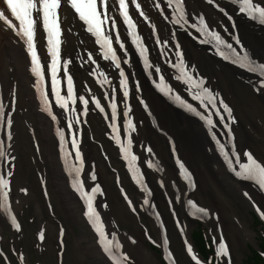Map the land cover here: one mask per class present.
Listing matches in <instances>:
<instances>
[{
    "label": "snow or ice",
    "instance_id": "snow-or-ice-1",
    "mask_svg": "<svg viewBox=\"0 0 264 264\" xmlns=\"http://www.w3.org/2000/svg\"><path fill=\"white\" fill-rule=\"evenodd\" d=\"M131 4L134 6L135 11L139 13L140 17H143L144 21L148 23L151 28L152 37H156V46L160 49V55L165 58V62L173 69L178 71V75L175 77L177 81H180L185 87L188 96L192 101L199 103V108L202 111H198L196 107H193L191 103H188L181 95L173 91V89L166 84L164 76L161 74V67L157 64L155 66V75L157 80H153V74L149 71L153 64L150 62L148 53L149 49L144 43L143 37L137 32V23L133 20L132 16L128 11V3L126 0H115V5H118V18L122 21L121 27L126 29L127 39L130 41L135 54L139 57V62L143 66L144 72L148 75V78L152 80L154 88L163 97L167 98L169 101L177 104L186 112L194 115L200 121H202L203 126L208 130L212 142L215 144V150L222 159L223 164L226 166L227 170L232 173L237 179L250 182L259 192L264 193V163L259 161L252 153L248 150L243 151V158L245 162H240V156L238 155L235 147L233 146V132L231 129V124L235 122V118L232 116V109L225 103L224 99L221 97L219 92L213 91L211 88L206 86L207 78L201 76L196 70V66H187L184 60V53L181 49V45L177 40L176 33H172L171 42L174 45V56L175 63L171 60H167V52L165 48L169 45L168 40L163 42L157 37L156 27L154 24L149 22V18L145 15L144 11L141 10L140 3L137 0H130ZM206 2L222 13L229 22L233 21L232 15L222 7L218 0H206ZM230 4L233 6L238 5V12L243 14L251 22L258 23L264 26V0L254 3L253 0H229ZM163 3L167 5V11L170 13L171 19L164 15L165 9H161L160 0L154 4L156 9H159V14L164 17V20L168 21L170 24L178 26V28L184 31L193 40L198 41L201 44H206L209 46L210 50L215 53V55L226 62H230L234 65L239 66L248 72L255 74L257 76V87L256 90H264V62L258 60L254 57V53L250 48H246L241 42L239 34L237 32L234 22L232 23V32H228L227 28L223 25V31L228 34L230 41L225 40L220 32H218L214 27L210 28L209 23L206 22L203 13L200 15H192L188 17L185 10V5L183 0H163ZM6 11L10 13L11 17L18 22L14 24L12 20L8 18L5 14V10H0V21H3L5 25L11 29L14 36L22 44L24 51L26 52L27 58L29 60L28 71L35 78V83L33 88L37 94L40 102V109L42 112L47 113L51 118V121L55 123L57 121V116L53 114L52 108L49 104L48 97L44 91L43 85L45 82V72L44 65L41 63L40 54L37 51V31L42 30L43 38L46 41L44 47L46 48V53L48 56L47 62V75L50 80L51 95L55 98L56 104L59 108L64 110V114L67 115V131L70 139L71 152L68 150V140L65 138L64 129L57 128L56 136L58 137V147L60 153V159L64 161V170L68 173L71 187L73 190L79 194L81 200L84 202V212L83 215L87 218L88 222L94 229L97 235V242L101 250L106 254L107 258L111 264H133L129 255L122 251V245L117 239L115 232L111 233V238L106 233L104 225L101 221L100 213L97 211V207H106V204H94L97 199V194L103 195L101 186L96 183L91 187L90 192L84 191V185L81 182V169L83 168L82 152L79 147L80 140V127L81 123H86V120L80 119L88 114V103L89 101L84 95H79L78 101L80 111L77 114L76 108L73 106L69 108V101L73 105L76 104L77 98L74 96V83L73 77L70 75L69 65L72 62L69 58H62L61 46L66 44V40H62V35L67 32V34L75 35L70 28L62 29L61 20L63 17V12L67 10L69 13L73 14L79 22H82L81 27L84 31L94 37L95 45L99 47L100 58L104 61H110L111 65L118 69L119 75V91L122 93V103L124 104L123 109V136L124 141H121L118 133L117 124V103H116V90L113 89L111 93V100L107 107L111 111L110 123L108 127L112 129L111 139L119 145V152L123 159L127 162L128 172L131 174L132 180L141 188L144 193L143 205L150 206L155 214L156 220L160 221L161 217L158 212H155V205L151 204L149 197L151 196V190L145 182L144 174L141 172L140 168L137 166V156L132 152V140L129 138L131 133L137 131L136 124L133 121L131 115V108L128 104L129 99V87H128V76H126L125 69L121 66L129 64V52L125 47L124 41L121 39V34L117 31V20L113 18L112 12L109 8H114V5H109L106 0H3ZM195 21V22H190ZM109 24L110 29L109 31ZM189 29L195 30L198 35H193ZM111 33L115 34V43L119 46V50L123 53L124 59L121 61L120 57L117 55V50L113 47V36ZM235 45V46H234ZM172 49H169L171 51ZM260 57L264 58V53L259 54ZM77 60H79V51L76 53ZM91 61L92 65H96V60L93 59L92 53L89 52L87 56V61H82V63H87ZM64 81L66 83V95H61L59 91L60 79L58 73L61 71ZM89 75L96 78V83L103 86L104 84L110 83L108 76L103 72L99 71L97 76V68L93 67V70ZM87 88V84L84 85ZM140 86L137 83L136 93L140 92ZM104 98L109 99V93H104ZM139 104L143 107L144 111L151 116L149 110V105L145 102L143 98L139 95L136 97ZM16 102V87L13 83L12 94H11V108L6 112L5 105L0 103V131H3V138L0 139V157L4 159V164L6 167L0 172V210L6 213L9 218L10 225L13 229L20 231V225L16 217L12 214L11 209L8 207L9 191H10V178L14 176L15 160L16 157L8 154L5 148V141H11L12 137V125H13V114L15 111ZM91 103L94 105V110H98L99 113L105 114V108L101 105V102L95 95L91 96ZM206 113V114H205ZM213 115L218 118L219 124L222 125L224 131L220 135H225L227 137V145L222 143L220 139L217 138L215 132L216 122L213 120ZM105 120H108L107 114L104 116ZM155 125V121L153 120ZM75 128V132L73 129ZM159 130V129H158ZM162 131V130H161ZM166 135V134H165ZM169 143H172L169 137ZM231 146V150L228 147ZM147 152L151 153L152 149L146 147ZM74 152L75 163L69 165L68 160L71 153ZM172 155L175 158V166L178 169V174L180 179L189 188L195 189V181L193 179L192 173L185 166L179 157L176 156L175 149L172 150ZM107 158V157H106ZM148 169H154L156 171H163L162 168L154 165L152 160L146 161ZM88 179L93 182L96 181L97 177L94 172L89 173ZM41 185L45 184V180H40ZM160 187H164L163 183H160ZM173 188L176 184L172 185ZM20 192L26 193L27 189L20 188ZM121 193L127 202L128 207L135 212L137 209L133 207L132 201L121 189ZM187 196V192L178 193ZM45 195L47 193L45 192ZM251 201L249 193L245 191L243 193ZM187 205L196 208V212L199 213L200 218L208 217L209 210L204 207H197L192 199H187ZM253 208L257 211V214L262 220H264V212L257 207L255 201H252ZM50 207V206H49ZM169 208H172V202L169 201ZM212 215H215L214 213ZM172 216L176 218V212L172 211ZM177 228L180 230V235L184 241V247L187 255L191 258L194 264H203V262L194 253L193 247L188 242V239L184 236L183 228L180 222L177 220ZM161 230L164 229L163 222L160 223ZM145 235L151 241V237L148 236L147 232ZM63 229L59 230V243L61 251L63 249ZM40 239H44V230L40 231ZM132 240L131 237L128 238ZM132 243H135L132 240ZM152 243H156L152 241ZM214 243L216 240L214 238ZM169 241L166 236L163 238V254L164 259L168 264H176L175 258L172 252L169 250ZM264 257V252L260 253ZM215 256L219 262L221 259L226 260V264H231V257L226 245L225 240L221 234L218 243L215 248ZM0 257H4L6 264L7 257L4 253L0 252ZM24 257L21 254L20 261L23 264ZM208 264H211V258Z\"/></svg>",
    "mask_w": 264,
    "mask_h": 264
},
{
    "label": "bare ground",
    "instance_id": "bare-ground-1",
    "mask_svg": "<svg viewBox=\"0 0 264 264\" xmlns=\"http://www.w3.org/2000/svg\"><path fill=\"white\" fill-rule=\"evenodd\" d=\"M142 1L148 12L152 10L151 7L155 3V0ZM188 2H190L191 9L196 10V12L203 9V12L207 14L210 20L213 18V9L201 0H188ZM109 5H114L112 0H109ZM0 9L5 10V14L8 18L10 17V14L4 7L3 0H0ZM112 13L114 15L113 10ZM63 17L65 29L70 28L75 33V35H70L66 32V45L74 50L80 49L83 45L88 46L90 41L81 24L67 10L63 12ZM244 27L250 49L258 60L264 62V58L259 56L260 53H264V33L259 32V35H257L258 31H260L259 29L250 26ZM160 32L164 40L172 43V32L170 30ZM185 43L184 47H186L187 57H190L192 62L204 72L201 73V76L206 77L207 75L210 85L224 93L226 100L234 104L235 113L238 115L236 117L238 119L236 121V128L240 149L244 151L246 148H251L257 155L258 160L264 163V149L259 145L254 134L248 128L249 125L256 126L258 136L264 138V114L252 101H243L241 99L239 92L241 87L245 86L244 84L246 83L239 78V74L234 68H229L223 63H218L213 57L207 55L204 50L198 49L191 41L185 40ZM77 71L84 76L82 70L77 69ZM0 81L4 84L3 88L10 87L13 83L18 82L20 91L18 92V107L15 112L16 122L13 139L14 145L12 147V156H15L16 160L13 170L14 176L10 179L8 200V207L11 209L12 214L17 219L23 204L34 201L38 212L43 217L39 231L41 229L44 230V237L46 230L49 233L55 230L58 232V225L48 220V216L50 215L49 204L45 201L44 197L43 201L39 197V194H45L46 192L47 199H52L58 203L59 207L66 213L67 221L71 219L81 220L88 223L91 227L92 237H74V242L78 245L81 244L82 239H87L89 242L90 245L87 248L82 246L83 253L86 256H97L100 264H111L106 254L98 245V238L94 229L83 215L85 210L84 202L71 187L69 176H65L62 170L54 137L51 134L46 119H43L41 116L30 87L32 79L28 72V59L22 44L3 21H0ZM249 85H251V82ZM5 90L8 91L7 89ZM145 93L152 105L156 119L143 114L141 110L139 114L136 113L135 119H137V125L139 126V133L137 135L140 140L139 149L144 156V160L147 161L154 156L159 159V165L157 166L163 169V171H156L155 168L149 170L150 180L153 183L152 187L155 190L154 196L149 197V199L151 204L156 206L155 212L160 214L161 219L160 221L156 220L152 208L143 205L144 197L139 199L138 193H135V200L138 206L137 214L130 213L132 217L124 213L125 209H128L127 202L118 205L113 200L110 204L109 196L103 195L99 197V194H97L94 204H107L103 208L97 207L106 233L109 235V238H111L112 232L116 233L117 239L122 245L121 250L126 252L130 259L134 255L141 264H161L157 254L143 240L144 237L148 238L145 232L150 236L148 229L141 231L135 228L133 232L129 233L126 231V228V230H122L120 227V225L124 226L126 221L137 224L141 221L144 211H146V213H150L156 220L154 227L159 230V242L161 246L163 247V238L166 236L169 241V250L172 252L176 264H180L176 258L181 260L182 254L179 252L177 246L172 243L169 214L176 227L177 220L180 222L184 236L193 247L194 253L204 264L200 255L196 252L190 237L192 224L194 223L193 220L200 218L199 213L196 212V208L186 204L187 199H192L197 207H204L209 210V216L203 219L210 226L211 233L217 239V242L222 234L231 257V264H238L236 254L231 250L236 247L240 248L241 237L239 236V232L244 233L246 237L252 239V229L246 225V216H250L248 209L253 208L252 201H255L257 207L264 212V193L259 192L250 182L237 179L227 170L222 159L216 155L200 123L175 109L151 90L145 89ZM237 101H240V105L237 104ZM244 106H247L251 110L250 116L244 110ZM255 112L258 114L254 115ZM153 120L155 121V125L153 124ZM26 122L35 127V135L40 140V153L36 152L33 147L32 134L28 133L27 130L29 128ZM258 126H261V128ZM87 130L90 132L86 133L85 139L89 166L84 174V185L87 192H90L91 187L94 186L93 183L99 180L104 181V174H110L101 162L99 148L93 143L103 140L102 133L105 132V128L96 116H92L91 125L87 127ZM169 134L176 137L183 159L189 163L196 173L198 185L195 191L189 189L178 177L177 170L172 163L168 150L169 139L167 136ZM91 138H93V141ZM146 147L152 149L151 153L145 150ZM113 162H117V160L113 158ZM240 162H245V160L240 158ZM0 170H3L1 166ZM28 170L38 172L40 178L45 180V187L37 186L36 188L33 182L28 181L26 179ZM92 172L97 177L95 182L88 179L89 173ZM39 176L36 175L37 178ZM160 183L164 184L163 188L160 187ZM173 184H176L175 188L172 187ZM20 188L27 189V192H20ZM245 191L249 193V196L252 198L251 201L243 195ZM182 192H187L188 195L184 196L180 194L178 197L177 194ZM169 201L172 202L171 209L169 208ZM114 210L121 214L125 220L123 218H116ZM172 211L176 212L175 219L172 216ZM213 213L215 215H212ZM161 222L164 224L163 230L160 228ZM8 223L10 224V221L6 213L0 210V232H2L5 226H9ZM21 227L23 228V225ZM61 228L63 229V235H65L67 230H64L63 227ZM178 234L180 242L184 245L179 229ZM129 237L135 243H132V240L128 239ZM23 257V264H29L27 256L23 255ZM224 262L226 264L225 259Z\"/></svg>",
    "mask_w": 264,
    "mask_h": 264
},
{
    "label": "rangeland",
    "instance_id": "rangeland-1",
    "mask_svg": "<svg viewBox=\"0 0 264 264\" xmlns=\"http://www.w3.org/2000/svg\"><path fill=\"white\" fill-rule=\"evenodd\" d=\"M247 89V88H244ZM240 90L241 97L247 101L244 97H247L249 100H253L259 105L260 111L264 114V102L261 97H256L252 94L250 89ZM239 103V102H238ZM240 104V103H239ZM248 110V108H245ZM250 128V125H249ZM260 145H264V140L260 141ZM27 180H31L36 188L39 187L38 181L36 179V174L34 171H29L27 174ZM112 191V190H111ZM114 196L117 197V193L114 190ZM39 197L42 199V195L39 194ZM55 203V215H50V218L52 219V222L56 225V223H59V221H62L64 225L66 226L67 234H66V251L64 255L63 262L64 264H100L99 259L97 256H90L87 257L84 255L82 248L75 244L74 237L81 238L84 235L87 237H91V233L88 229V227L85 225L84 222H81L79 220H69L67 221L66 216L64 212L59 207V204ZM21 216L24 223V230L23 232H19L15 235L12 234V232L9 230L8 227H4V235L3 240L1 241L4 244V248L8 251L17 250L23 251L27 254L28 260L34 264V262L42 261L45 264H57V253H58V244H57V233L56 230L54 232L48 233V237L46 239V248H40L38 246V241L36 239V233L39 228L40 224V215L37 211V207L34 201H30L28 203H24L21 210ZM248 213L250 214L247 218V226L252 229L251 238L246 237L244 233L239 232V236L241 237L240 241V248L233 249V252H235L236 257L238 259V264H247L248 257L250 256L251 252L255 249H258L262 239L264 238V226L260 223H258V220L255 219V210L252 208L248 209ZM116 216V215H115ZM125 220V218H123ZM125 224V223H124ZM145 224L149 227V229L152 232V235L154 238L157 239L156 230L153 226V221L149 217L145 220ZM123 227L127 228V230H132L134 228V224L130 221L127 222L126 225ZM198 227H201L205 230L206 236L214 241V237L212 236L210 232V228L207 226V224H197L196 222L192 224L191 233H193ZM135 228L140 229L141 227L139 225H136ZM142 229V228H141ZM172 230L174 232L173 238H174V244L177 246L179 252L181 255V261L182 264H193L188 259V256H185V254L182 251L181 243L178 239V237L175 235V229L172 227ZM1 240V239H0ZM216 240V239H215ZM217 242V240H216ZM81 243L84 247H88V241L87 239H82ZM147 243V242H145ZM11 245H15L17 249H10ZM152 250H154L158 256L161 255V252L151 247ZM135 258V256L133 255ZM136 264H141L136 258H135ZM13 262L15 264H19L15 261V255L13 256ZM221 263V261H219ZM0 264H6V261H4L3 258L0 257Z\"/></svg>",
    "mask_w": 264,
    "mask_h": 264
},
{
    "label": "trees",
    "instance_id": "trees-1",
    "mask_svg": "<svg viewBox=\"0 0 264 264\" xmlns=\"http://www.w3.org/2000/svg\"><path fill=\"white\" fill-rule=\"evenodd\" d=\"M199 240L202 243V248L205 249L203 244V237H201V235H199ZM248 264H264V260L261 258V256L258 253L254 252L253 255H251V257L249 258Z\"/></svg>",
    "mask_w": 264,
    "mask_h": 264
}]
</instances>
